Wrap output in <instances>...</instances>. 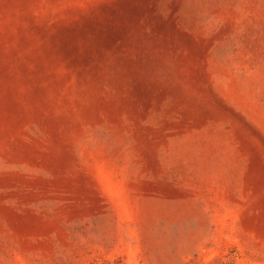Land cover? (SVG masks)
Returning a JSON list of instances; mask_svg holds the SVG:
<instances>
[{
	"label": "rangeland",
	"instance_id": "1",
	"mask_svg": "<svg viewBox=\"0 0 264 264\" xmlns=\"http://www.w3.org/2000/svg\"><path fill=\"white\" fill-rule=\"evenodd\" d=\"M0 264H264V0H0Z\"/></svg>",
	"mask_w": 264,
	"mask_h": 264
}]
</instances>
